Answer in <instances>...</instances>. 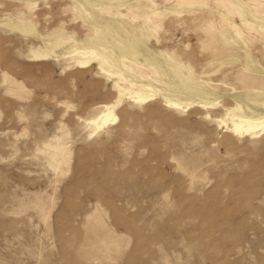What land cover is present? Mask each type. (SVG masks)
<instances>
[{
	"label": "rangeland",
	"instance_id": "1",
	"mask_svg": "<svg viewBox=\"0 0 264 264\" xmlns=\"http://www.w3.org/2000/svg\"><path fill=\"white\" fill-rule=\"evenodd\" d=\"M0 264H264V0H0Z\"/></svg>",
	"mask_w": 264,
	"mask_h": 264
},
{
	"label": "bare ground",
	"instance_id": "2",
	"mask_svg": "<svg viewBox=\"0 0 264 264\" xmlns=\"http://www.w3.org/2000/svg\"><path fill=\"white\" fill-rule=\"evenodd\" d=\"M26 4V3H25ZM29 3H27V5H28ZM30 5H28V7H29ZM231 12L236 16V18H238V19H242L243 18V15L240 13V11L239 10H237V9H232L231 8ZM257 13V12H256ZM88 14V13H87ZM260 14V13H259ZM87 16H89V15H87ZM120 16V15H119ZM261 16H262V14H261ZM100 31V30H99ZM98 32V31H97ZM99 33V32H98ZM100 34V33H99ZM83 53V52H82ZM6 79H8V78H6Z\"/></svg>",
	"mask_w": 264,
	"mask_h": 264
}]
</instances>
